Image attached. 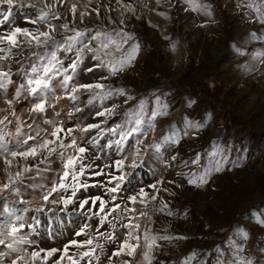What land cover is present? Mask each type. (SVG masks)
I'll return each mask as SVG.
<instances>
[{
  "label": "rangeland",
  "instance_id": "1",
  "mask_svg": "<svg viewBox=\"0 0 264 264\" xmlns=\"http://www.w3.org/2000/svg\"><path fill=\"white\" fill-rule=\"evenodd\" d=\"M23 2L39 8L43 7L45 0ZM195 2L210 5L211 16L203 10H193L187 0H160L159 4L156 0H121L119 3L117 0H67L63 7L56 6L63 15L52 23L59 26L62 22H68L70 27L78 30H91L90 34L97 31L109 34L116 44L109 46L107 55L103 54V50L100 52L105 63L113 61L119 68L118 62L126 59L133 47L138 46L131 65L115 75H110L107 67L96 68L94 72L84 71L86 67L98 63L91 59L92 53H86L73 83L101 82L105 90L123 88L126 95L114 94L103 101L97 99L93 104H88L93 93L82 90L76 94L79 97L76 101L61 99L56 103L50 100V103H56V107H49L43 114L29 111L31 98L27 97V93L11 107L5 103V97L0 95V119L8 116L12 121L4 131L15 133L16 117H19L23 121L25 133L29 132L28 125H32L30 134L35 135L39 129L41 137L51 139L43 131L47 129L50 132L51 125L44 121L51 120L56 124L62 122L65 128L75 129L73 135L81 146L86 140L98 135L97 129L89 133L79 130L89 123L100 124L105 130L103 138L99 139L100 145L109 139H118V136H111L107 129L132 118L126 114L139 113L141 101L144 102L142 118L146 123L152 111L168 113L158 115L153 121L154 129L148 130L146 137H140L143 143L139 146L141 154L136 158L137 168L130 167L135 148V139L132 137L126 141L122 153L116 150L115 145L110 149L105 147L102 151L97 150L98 146L88 145L89 152L86 155L91 159H85L84 163L92 167L86 169L80 180L89 187L77 192L74 198L76 204H70L67 211H62L63 206L52 205L50 198L45 205V213H19L28 222H31L30 217L36 215L41 220L38 232L30 237L35 242L30 250L44 249L45 252L41 253L44 256L46 251L57 249L51 257L38 261V264H57V261L68 264L66 258L60 259L65 245H69V254L75 255L87 249L71 246L70 241L83 242L89 238L93 239L91 247L95 248L97 244L103 246V254L96 248L100 264H109L110 256L111 264H125L126 261L128 264H148L143 258V233L146 229L158 237H173L170 240L157 239L156 245L159 247L149 254L153 257L152 264H216L217 247L223 252L221 259L226 264L233 258H251L264 264V252L258 251L264 243V226L258 224V218L264 216V58L257 56V53L264 52V23L259 21L260 13L256 11L257 7L264 6V0ZM249 2L255 7L244 6ZM70 4L77 6L75 18L66 11ZM125 5H131L134 11H129ZM94 9H99V15ZM25 13L35 18L34 9H16V23L13 26L48 30L44 24L27 23L23 18ZM81 13H84L82 19ZM7 27H0V33ZM71 34L64 33L58 27L53 35L56 41H62L65 35ZM253 34L261 38H254ZM173 43L176 44L175 50L171 47ZM92 46L97 47V42L93 41ZM57 55L67 66L75 58V51L67 54L59 51ZM15 59L24 61L27 67L35 58L29 50H25ZM6 63L12 64L14 84L9 86L11 98L23 78L18 74L20 65L11 60ZM56 93L63 94L58 87ZM113 104L117 105L114 115L96 116L97 111H103ZM76 108L81 111H75ZM12 109H15L16 116L10 114ZM189 123L204 126L189 128ZM185 130L187 135H184ZM173 134L180 138L178 144L162 139ZM6 139L14 141L15 136ZM154 143H160L159 152L151 147ZM11 150L24 149L12 147ZM5 155L9 153L0 152V166ZM172 156H176V159L171 160ZM197 156L199 160L193 163ZM222 157H227V160L223 161ZM121 158L124 159V171L134 172L135 179L131 183L125 182L119 192L108 193L107 188L115 183H109V173L120 174L114 162ZM217 161L224 164V170L213 172L206 184L196 186L188 183L189 178L202 175L205 169L213 167ZM235 161H239L240 166H234ZM30 163L35 164V161ZM40 168L46 169L41 176L36 175L35 169L25 174L19 196L10 191H0V204L6 198L9 207L35 209L43 205L38 192L25 185L37 183L51 186L57 181V173L62 172V166L58 157L53 155L49 163L41 164ZM101 170L102 174H94ZM28 177H35V180ZM3 182L0 179V183ZM153 184L156 185L155 189L150 187ZM140 188H144L148 196L139 197L137 203L132 204L127 198L137 195ZM70 192L69 189L68 194ZM112 195L117 197L115 202L111 200ZM153 195L157 196L156 200L151 199ZM97 196L106 202L104 213L99 211V201L96 205H85L82 210L77 207L81 199L91 201ZM54 198L58 200L59 195L54 194ZM139 199H144L147 207L139 203ZM162 201L168 207L160 211ZM113 203L122 206L127 204L135 211L124 213L122 221H113V216L117 214L108 215L101 224V217ZM90 206L91 212L88 211ZM48 209L53 211L49 212ZM141 211L147 212V215L140 216ZM169 211L172 215H168ZM129 220L133 225L139 224V229L120 226L121 222L127 224ZM110 221L117 224L114 241L105 238L113 233ZM84 225H88L85 234L77 236L75 233ZM238 229L249 232L247 241L236 235ZM129 231L133 236L140 235V247L132 256L128 255V248L120 256H112L128 237ZM235 244H242L244 249L238 255ZM8 251L0 245V252ZM15 255L10 253L0 257V264H11ZM81 264H86V260L81 261ZM92 264H97L95 259Z\"/></svg>",
  "mask_w": 264,
  "mask_h": 264
},
{
  "label": "snow or ice",
  "instance_id": "2",
  "mask_svg": "<svg viewBox=\"0 0 264 264\" xmlns=\"http://www.w3.org/2000/svg\"><path fill=\"white\" fill-rule=\"evenodd\" d=\"M121 2V0H117ZM157 4L160 3V0H156ZM189 4L192 5L193 10H203L206 15L211 16L210 5L203 3H196L195 0H187ZM67 3V0H45L43 7H37L34 4H25L23 0H0V27L8 26L5 31L0 33V95L5 97V103L11 107L14 103L18 102L21 97L27 93V97L31 98V108L29 111L31 113H40L43 114L47 111L49 107L55 109L56 103L61 99H68L70 101H76L79 97L76 95L82 90L92 92L93 95L90 96L87 103L93 104L95 100L99 99L103 101L107 98H110L114 94L121 96L126 95V91L123 88L116 89H107L105 90V85L101 82L96 83H82L75 84L73 81L78 75V70L81 65L84 63V58L86 53H92L91 59L97 61L98 63L92 67H86L84 71L94 72L96 68L107 67L110 75H115L118 71H123L125 67L130 66L132 61L135 59L138 46H134L131 53L127 56L126 59H121L119 63V68L116 67V63L113 61H105L102 59L100 52L103 50V54L107 55V50L110 45L116 44L111 36L107 33L95 32L90 34L89 29L78 30L74 27H70L68 22H62L59 26L53 24V20H60L63 15L60 13L56 6L59 5L63 7ZM239 6V5H238ZM248 8H253L255 5L251 2L244 5ZM129 11H134L131 5H125ZM34 9L35 18H32L28 13H25L24 20L32 25H41L44 24L47 27V31L40 30L39 27L36 29H30L27 27L13 26L16 23V9ZM67 12H70L75 18L77 13V6L75 4L68 5ZM97 15H99V9H94ZM256 11L260 13L258 19L261 23H264V6L257 7ZM164 15V13H160ZM81 19L83 18L84 13H81ZM63 30L64 33L71 32V35H65L62 41H56L55 36L53 35L57 28ZM254 38L260 39L261 37L255 36ZM127 37L125 36V39ZM165 39H168L165 37ZM96 41L98 46L93 47L92 42ZM118 47V46H117ZM172 49L175 50L176 44L171 45ZM33 49H40L41 51L36 52ZM25 50L31 52V56L35 59H32L27 67L24 66V61L15 59L17 56H21ZM63 51L64 53H72L75 51V58L71 59L70 63L67 66L64 65L63 59H61L57 53ZM257 56L264 58V52L257 53ZM13 61L14 63L20 65L18 69V74L22 76V82L15 87V91L11 94L9 98V86L14 84L12 79V64L6 63L7 61ZM264 62V61H262ZM101 79H107V77H101ZM55 81V83H54ZM60 88L62 90V95H57L56 89ZM130 98V97H129ZM50 100L55 101L56 103H50ZM191 103V101H190ZM117 105L113 104L111 107H105L103 111H97L96 116L100 117H111L116 112ZM143 108L144 102L141 101L140 112L126 114L130 115L132 118L125 121L124 124L117 123L112 127L107 129V132L111 136H118V139L112 140L109 139L104 145L99 144V139L103 138L104 129L101 128L100 124L89 123L86 126L79 128L83 133H89L92 129L98 130L97 137H92L89 140L84 142V146H81L76 137L73 135L75 129L69 127L65 128L64 124L61 122L59 124L54 123L51 120H45L44 123L51 125V131L47 129L43 130L45 136H50L51 139L41 137L40 130H36V134H30L32 125H28L29 132L25 133L23 131V121L19 120V117H16L17 123L15 127V133L4 131L7 128V124L12 123L8 119V116H5L3 119H0V152L9 153L2 157V166H0V179H3V183H0V191H10L13 194L20 195V186L24 185L25 174L31 173L34 169L37 176H41L43 171L46 169H41V164L49 163V158L53 155L57 156L61 162L62 172L57 173V181L52 183L51 186H46L44 184L32 183L30 185H25L26 187H31L34 192H38L39 198L43 201V205L35 209L31 208H15L9 207L7 204V199L0 204L2 212H0V245L8 249V252H0V257H6L10 253H16L15 258L11 260V264H38L40 260H46L47 257H51L57 249L53 248L46 251L44 256H41L42 252H45L44 249L39 250H30V246L35 242L30 238L33 234L37 233L39 226L41 225V220L39 215L30 217V221L19 213H28L35 212L37 214L45 213V205L48 204L51 198L52 205H62V211H67L68 205L76 204L77 192L81 189H87L89 185L80 180V177L85 174L86 169L91 168V164H85V159H91L90 156L86 154L89 152L88 145L98 146V151H102L105 147L112 148L113 145L116 146L118 152L124 151V145L126 141L132 137L135 139V148H134V157L131 168L135 169L138 167L136 163V158L141 154V148L139 147L143 141L140 139L141 136L146 137L147 132L150 129H154L155 121L158 115H167L166 111H152L150 113L149 122L143 120ZM167 108V105L164 106ZM75 111H81L80 108H76ZM12 116H16L15 109H12ZM59 116V112L56 113ZM72 113H69L71 116ZM106 123V121H105ZM125 125H132L131 127H126ZM203 124H188L189 128H201ZM188 132L185 130L184 135H187ZM15 136V140L6 139V137ZM166 142L178 144L180 138L175 134L162 138ZM68 141L67 143L65 141ZM30 141L32 143H30ZM12 147L23 148V151H12ZM157 152L160 149V143H154L152 146ZM93 155H95L93 153ZM99 159V157H96ZM176 156H172L171 160H175ZM199 160L197 156L196 160H193V163H196ZM223 161L227 160V157H222ZM23 161V163H21ZM31 161H35V164H31ZM116 171L119 172V175H110L109 183L113 184L112 187L107 188L108 193H117L121 190V186L127 182L131 183L135 179V173H127L124 171V159L121 158L114 162ZM234 166H240L239 161L233 162ZM105 167H111V165H105ZM224 170V164L220 161H217L215 165L209 169H205L202 175L195 176L188 179L189 184L196 186H202L206 184L212 173H219ZM96 175L102 174L101 172L94 173ZM28 179L35 180V177H28ZM171 183V181H170ZM13 185H16L13 187ZM153 189L156 188V185H150ZM69 189L71 190L68 194ZM54 194L59 195V199L54 198ZM148 194L144 191V188L139 189L137 195H132L127 198L132 204H136L139 197H147ZM117 197L115 195L111 196V200L115 202ZM152 200H156L157 196L153 195ZM99 201V211L104 213L106 208V202L100 197L89 199H81L77 205L79 209H84L85 205H96ZM23 204L24 201L21 200ZM139 203L144 204L147 207L144 199H139ZM162 207L159 209L163 211L168 207L166 202H161ZM49 212H52L53 209H48ZM88 211L91 212V206L88 208ZM135 209L129 208L127 204L121 205L119 203H113L112 207L108 209L104 216L101 217V224L108 215L117 214L113 216V221H122L124 213L134 212ZM83 214V213H82ZM96 213H93L95 215ZM147 212L141 211L140 216H146ZM168 215H172V212H168ZM59 219V217H56ZM113 221H110L113 228V233H109L105 238L108 241H114L116 239L114 231L117 227V224ZM258 224L264 226V216L258 218ZM120 226L125 229L135 228L139 229L140 225L131 223L124 224L120 223ZM88 225H84L80 231L76 232L77 236L84 235L85 229ZM28 229L25 232V229ZM54 232L55 229H52ZM236 235H238L243 241H247L249 238V232L244 229H238ZM157 239L160 240H170L173 237L169 236H156L152 235L149 230H145L143 233V242L145 251L143 252V258L148 261V264H152L153 257H150V253L154 251L156 247ZM175 239H185V237H176ZM130 241H134L131 242ZM141 237L140 235H132V232L129 231L128 237L119 245L118 249L112 253V256H120L125 248H128V255L132 256L134 251L140 247ZM71 246H75L78 249L87 250L78 251L75 255L69 254V245H65L63 248V255L61 260L67 259L68 264H81V261L86 260V264H92L93 259L100 264V255H97L96 248L100 249L101 254H103V246L97 244L95 248L91 247L93 245V239L89 238L83 242H78L76 240L70 241ZM29 246V247H25ZM236 254L238 255L242 252V244H235ZM218 255L216 259V264H226V262L221 259L223 252L219 247L216 249ZM258 251L264 252V243L260 246ZM112 257H108L109 264H111ZM57 264H60V261H57ZM125 264H128L126 261ZM163 264V262H162ZM227 264H260V262L254 261L251 258H244L237 260L235 258L227 261Z\"/></svg>",
  "mask_w": 264,
  "mask_h": 264
}]
</instances>
